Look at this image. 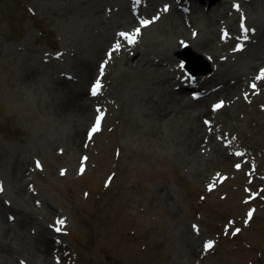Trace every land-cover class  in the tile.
<instances>
[{
    "label": "rangeland",
    "instance_id": "rangeland-1",
    "mask_svg": "<svg viewBox=\"0 0 264 264\" xmlns=\"http://www.w3.org/2000/svg\"><path fill=\"white\" fill-rule=\"evenodd\" d=\"M175 1L160 0L156 7L161 10L152 12L164 13L157 25H149L148 31L124 48L126 52L109 55L111 43L123 29L119 23L132 9L113 17L115 8L100 0H0V201L19 202L9 179L15 160L33 169L22 180L31 204L20 202L32 221L27 216L13 224L17 215L4 211V220L13 228L0 221V264H43L29 255L31 236H38L43 226L50 231L47 259L53 264H264V79H256L264 69V8L258 9L259 0H227L222 11H237L234 5L242 8L244 2L245 11L234 12L225 25L224 19L214 23L216 27H208L207 21L199 28L190 25L175 50L170 42L175 37H158L152 43L145 40V34L172 15ZM213 1L211 9L216 10L221 3ZM96 2L101 4L96 7ZM194 7L191 11L196 17L200 14L193 12ZM178 12L184 14L181 9ZM242 15L250 30L245 32L247 40L241 31ZM92 17L115 25L91 23ZM126 29L131 32L132 27ZM212 29L217 42L214 57L195 45L200 36H210ZM223 31H229L227 38L221 37ZM102 32L110 34L104 44H100ZM97 45L102 49L93 58ZM186 47L190 48L187 52ZM191 53L200 56L199 68L215 66L213 74H201L198 84L203 88L196 90L202 93H210L222 76L228 80L238 75L244 83L245 76L252 74L236 96L235 117L228 122L220 119L219 111L229 98L222 96L210 97L211 112L199 116L205 135L219 132L215 140L228 158L216 156L211 145L188 153L177 143L176 135L186 131L179 125L185 116L174 127L163 120L159 134L163 137L153 132L161 114L155 109L167 105H160L164 91L179 92L178 83L172 80L168 87L166 78L171 71L180 80L184 75L180 58ZM81 58L93 62L92 77L75 82ZM50 59L65 63L54 77L72 81L87 95L100 63L107 62L102 92L86 121L56 115L52 103L59 99L48 96L47 77L36 75L33 82L23 81L30 67L42 68ZM128 79L134 90L124 88ZM186 94L192 101L191 92L186 90ZM66 98L71 95L60 100ZM217 100L223 102L222 108L214 110ZM100 112L105 113L103 124L88 140L86 131ZM74 131L81 134L76 149L66 142ZM82 160L83 172L78 164ZM61 220L66 225L63 232L56 230ZM22 225L23 231L17 232ZM191 238L196 250L189 258L185 242ZM208 241L213 246L205 251Z\"/></svg>",
    "mask_w": 264,
    "mask_h": 264
},
{
    "label": "bare ground",
    "instance_id": "bare-ground-1",
    "mask_svg": "<svg viewBox=\"0 0 264 264\" xmlns=\"http://www.w3.org/2000/svg\"><path fill=\"white\" fill-rule=\"evenodd\" d=\"M101 3H108L109 5H111L112 7L115 8V12L113 13V17L114 15H118L120 16L121 14L123 15H127L129 14V9L131 10L132 4L135 6L134 9L137 10V15L136 14H130L129 17L124 20L122 23H119V25H123V30H128L126 29L127 27H132V30L130 33L127 34H132V36H134V38L138 39L139 36L141 37V35L143 34L144 30L146 28H148L149 25H151V27H154L155 25H157L156 23L159 22L162 19L163 16V12L160 13V15H158L157 13L152 14L153 11L157 12V10H161L158 9V7H156V4L160 1V0H137L135 3L131 2L130 0H100ZM165 3H171L173 0H162ZM212 1V0H209ZM227 0H223V2L220 4V7H218L216 10H212L210 9L209 11L204 12L203 11V4H205V0H195V6L196 3L198 4L196 7H194L193 12L197 11V14H200L198 16H194L191 12V15H187L184 16L183 15H179V10L178 7L176 6V4H173V9H172V15H170L169 17L167 16L166 20L161 24L159 23V27L156 26L155 30L152 32H148L149 34H145V40H152L150 41L151 43L158 37H163V36H168L171 37V39L174 38V42L171 40V48L172 50H175L176 48H179V44L180 43V39L186 34L187 28L190 27V25L192 26V28L194 27V24L197 25V28H199V25L201 24V22L207 21L208 23V27L217 26V24L214 23H218L220 21V19H224L222 21H224V25L226 23H230L231 18H233L235 16V13H240L241 11H245L244 7L246 8L247 3H242L243 7L239 8V10L234 11H228L230 9H224L222 11L223 5ZM101 3L96 2L94 3V5L96 7H98ZM143 3H145V6L143 5ZM165 5V4H163ZM64 6L66 7L67 4L65 3ZM156 7V8H155ZM259 8H264V0H259V5H258V9ZM120 9V10H119ZM128 9V10H127ZM75 8H71V14L73 15ZM133 10V9H132ZM227 10V11H226ZM252 10V5L247 7V11ZM226 11V12H225ZM204 12V13H203ZM235 12V13H234ZM196 13V12H195ZM247 13V12H245ZM244 13V14H245ZM229 14V15H227ZM146 15H148V17L150 18V24L146 27H143L141 25H139V21H137V17L138 18H142L141 20H146L147 18H144ZM196 15V14H195ZM213 15V16H212ZM111 17V16H109ZM144 18V19H143ZM101 21L103 23L106 24H112L113 26L115 25L114 22L112 21H105L102 20L101 18H97V17H92L89 19V22L91 23H96L95 21ZM234 21V20H233ZM155 24V25H154ZM193 24V25H192ZM260 25V24H259ZM220 26V25H219ZM214 27V28H215ZM139 29L138 34L136 33V30ZM204 30V29H203ZM145 31H148V29H146ZM213 31L214 29H212L210 36L205 37L202 39V37L200 36L199 39H197L195 41V45L199 48L197 50L199 51H207L209 55L213 56L215 55V46L217 45V42L214 40L213 35ZM222 31V30H221ZM127 32V31H125ZM109 33L106 32H102V38L100 39V44H104L106 43L107 40H109ZM144 37V36H143ZM235 37V35H233L231 37V40ZM124 39L125 41H120L119 42V48L115 49L114 51H112V53H115L117 50L122 49L126 46L127 44V40L125 37H120L119 39ZM102 49V46L100 47L99 45H97L96 47H94L93 51H92V56L94 58V56H97L100 54ZM122 51H125V49H122ZM126 52V51H125ZM179 54H183L182 52H178ZM236 53V52H235ZM237 54V53H236ZM143 56V54H142ZM50 63L44 64V66L42 68H29L26 73L23 75V81L24 82H33L34 79H36V75H39V77H42L43 79L45 77H47L46 79V84L48 85V96L52 97V99L54 98V96H57V98L59 99V102L57 101H53L52 105L54 106L55 109V113L58 116H74L76 119L80 120L81 122H83L84 120L86 121V117L89 114V111L93 109V106L95 104V97L90 96L89 94H85L84 91L82 90L83 88L77 89L74 87V83L72 81H68L65 78H60V77H54V72L57 68H61L62 70L65 68V63H61L59 61H55L54 59H50L49 60ZM64 61V60H62ZM172 61H166L167 64H171ZM122 63H128L127 61H122ZM165 63V64H166ZM139 66V63H136ZM135 64V65H136ZM93 62L91 61H87V59L85 58H81V61L78 65L77 68V73L75 75V82L77 81V79L81 78L83 80L89 79L92 76V72H93ZM150 66H152L151 64L146 67V69H149ZM173 65H171L170 67H172ZM163 67V66H162ZM212 68V74L214 71V68L211 66ZM170 71V70H169ZM62 71H59L58 76H60ZM178 69L177 67L174 68V73H177ZM41 74V75H40ZM252 75V74H251ZM251 75H246L245 76V81L251 76ZM200 78L203 77L201 75H199ZM230 76V75H229ZM232 76V75H231ZM235 76V77H234ZM232 77H234L233 79H228L226 76H222L219 80V84H215L214 86H216L213 90H211V93L209 95H207V97L205 98H198V99H192V101H189V99L187 98V94H186V89L180 87L181 89H179V92H174L171 90H167L164 91V95H163V101L160 105H166V106H160L158 108L155 109V111L160 112L161 114L158 116L159 122H157V125L154 126L153 128V132L154 134L158 137L161 138L163 136L159 137V134L162 133V128L161 125L164 123L162 122L163 120L168 121L172 127L178 125V121L180 118H183L185 116V118H183V122L179 125H181L186 131L183 133H179L178 135H176L177 137V143L182 144L186 151L188 153H192V152H198V148L200 147H204V146H208L211 145L212 148V152L219 157H223V158H228V154H226L224 152V148L219 144V142L215 140V135H219V132H213L210 133L208 135H205V127L204 125H202L199 121V116L202 113H208L211 112V109L208 108V104H207V100L210 97H215V98H220L219 96L222 97H229L228 100L235 98L240 90H243L244 83L242 82L243 79H241L240 77H236L238 75H234ZM213 78V77H212ZM168 81V87L170 86V82L173 80L174 84L180 83V81L176 80L171 71H170V76H168L167 78ZM215 79V78H213ZM132 81V79H128L127 84L124 86L125 89H132L134 90V87H130V82ZM197 81H200L199 78L197 77ZM210 81H212V79H210ZM166 84V82H165ZM82 90V91H81ZM115 91V89H114ZM68 95H71V98L68 99H64V100H60L62 97H67ZM226 101V106L223 109L222 106L220 108H222L219 112L221 113V117L220 119L223 122H228L232 117H235V105L238 102V98H235L234 100H230V101ZM234 101V102H233ZM214 102H219V100L214 101ZM232 102V103H231ZM241 104V102H239V105ZM56 106V108H55ZM218 113V112H217ZM233 113V114H232ZM181 126H178L177 129L182 131ZM215 134V135H214ZM204 135V138H202V136ZM81 140V134L78 131H74L72 133L71 136H69V139L66 141L67 143H69L72 148L76 149L78 147V144ZM181 152L183 154H185V150L180 148ZM187 154V153H186ZM75 164V162L73 163ZM72 164V165H73ZM78 164L80 165L81 162L79 161ZM25 166V162L23 160H15L13 162V164L10 166V170H9V179L12 183V191L14 192L15 196L17 197V199L19 200V202H16L15 205L11 204L9 202H7L5 199L1 198L0 201V221L2 223H6L8 226H10L11 224L8 221L4 220L3 214L4 211L9 212V213H13L15 215H17V220L16 218L13 219V224H17L18 221L20 223H22L23 218L29 216L30 217V221H32V217L31 215H29L26 210L24 208H22V205L20 202H23L25 204H31V199L29 198V195L27 194V191H24L23 187H22V180L24 178V176L26 177L27 174L29 172H33V169L30 167H24ZM31 196L32 193L28 192ZM167 199L171 198V195L169 192H166L165 194ZM34 205V204H33ZM35 206V205H34ZM51 206V205H49ZM34 209V208H33ZM51 209H53L54 212V208L51 207ZM50 212V211H49ZM19 216H20V220H19ZM45 218H48L49 216L46 214L44 215ZM42 226V224H41ZM57 226L61 229V231L63 232V228L66 226L65 223L61 224H57ZM10 229L13 228V226L11 225L9 227ZM24 229V225H22L17 232H21ZM44 230L43 234L42 231ZM40 232L38 234V236H31L32 238V242H33V247L31 250H29V255L34 257V258H38L39 260H41L43 262V264H53V263H48V259H47V254H48V242L46 240V234L50 233V231L45 228L44 226L40 229ZM41 235L45 238H41ZM192 243V244H190ZM187 243L185 242V250L186 253L188 255L189 258L193 257L195 251L196 250L194 248V243L195 241L193 240V238H191V242ZM31 248V246H30ZM9 253V252H7ZM11 254V253H9Z\"/></svg>",
    "mask_w": 264,
    "mask_h": 264
},
{
    "label": "snow or ice",
    "instance_id": "snow-or-ice-1",
    "mask_svg": "<svg viewBox=\"0 0 264 264\" xmlns=\"http://www.w3.org/2000/svg\"><path fill=\"white\" fill-rule=\"evenodd\" d=\"M234 7H236L237 10H239V6H238V5H234ZM165 10H166V9H165ZM244 19H245V18H244L243 15H242V16H241V30H242V32L250 31L249 29H247V28L245 27ZM144 23L147 24L148 22H147V21H144ZM138 32H139V29L136 30V33H137V34H138ZM119 35L122 36V37H127L128 40H129V43H132L133 40H134V36H133V37H128V34H126V33H120ZM247 38H248L247 35H244V36H243V39L247 40ZM115 48L118 49V48H119V44L115 45ZM236 50H240L239 47H238ZM109 55H110V54H109ZM103 71H104V65L102 64V65L100 66V72H101V74H103ZM256 79H264V69H261V72H260V74L256 77ZM100 87H101L100 81H99V79H97V80L95 81V83H93V85H92V89H91V91H92V95H96V94L98 93V91L100 90ZM251 87L255 88V85L253 84V85H251ZM222 103H223V102L214 105V106H213L214 110L220 108V107L222 106ZM98 111H99V110H98ZM101 118H102L101 115H97V116H96L95 123L93 124V126H92L91 129H90V131L88 132V136H89V138H91L92 135H93L95 132H97V131L100 130V122H101ZM206 123H207V121H206ZM237 155H241V154H240V153H237ZM85 159H86V158H85ZM36 167H37V168H40V167H41L39 161L36 162ZM236 167L239 168L240 166H239V165H236ZM83 170H84V168H83V160H82L80 171L83 172ZM61 174L63 175V172H62ZM110 179H111V178H110ZM210 187H211V186H210ZM251 215H252V213H251V211H250V212L248 213L249 218L251 217ZM245 222L247 223V221H245ZM63 223H64V221H62V220H61V221H58V224H61V225H62ZM193 227L195 228V226H193ZM56 230H57V231H60V228L58 227ZM236 231L238 232L239 229H237ZM212 246H213V245H212V242H211V241H208V242H206V243L204 244V250L207 251V250L211 249Z\"/></svg>",
    "mask_w": 264,
    "mask_h": 264
},
{
    "label": "water",
    "instance_id": "water-1",
    "mask_svg": "<svg viewBox=\"0 0 264 264\" xmlns=\"http://www.w3.org/2000/svg\"><path fill=\"white\" fill-rule=\"evenodd\" d=\"M192 55L195 57V58H200V56L198 55H195L192 53ZM192 55L189 57L188 55H183V58L187 61V65H186V68L192 72V73H197L198 72V69L193 65L192 63ZM208 71H210L209 67H207V69H204L201 71V73L205 74L207 73Z\"/></svg>",
    "mask_w": 264,
    "mask_h": 264
}]
</instances>
